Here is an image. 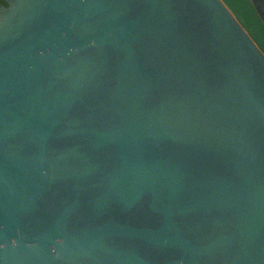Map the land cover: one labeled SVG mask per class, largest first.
<instances>
[{"label": "water", "instance_id": "water-1", "mask_svg": "<svg viewBox=\"0 0 264 264\" xmlns=\"http://www.w3.org/2000/svg\"><path fill=\"white\" fill-rule=\"evenodd\" d=\"M0 264H264V0H0Z\"/></svg>", "mask_w": 264, "mask_h": 264}]
</instances>
